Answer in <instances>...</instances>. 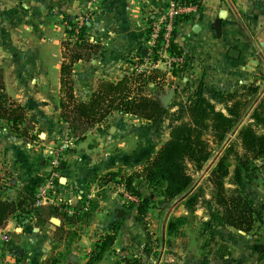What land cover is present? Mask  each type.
<instances>
[{"label": "crops", "instance_id": "obj_1", "mask_svg": "<svg viewBox=\"0 0 264 264\" xmlns=\"http://www.w3.org/2000/svg\"><path fill=\"white\" fill-rule=\"evenodd\" d=\"M50 1H54L57 9H71L70 13L74 15L88 13L90 21H86V24L96 39L93 36L90 38L103 46L95 54L96 58L91 60L90 72L94 75L83 68L84 61L73 64L71 76L74 92L82 99H87L99 81L94 76L102 72L103 66L109 80H117L128 73L130 61L144 53V38L151 19L164 9L167 0H0V25L1 21L2 25L12 26L31 23L32 10L45 7ZM189 1H198L199 9L178 20L176 34L179 47L187 55L190 73L202 79L204 93L213 102L217 101V93L244 90L255 74L257 55L264 51V0ZM221 11H225V16L221 22L220 35L217 36L211 26ZM231 48L238 51V57L229 55ZM60 51H48L42 47L38 54H31L30 63L33 66L28 63L25 67L16 64L10 67L9 59L6 66L0 58L5 92L11 100L25 107L27 121L31 125L30 133L37 135L35 139L17 136L8 123L0 119L1 199L13 200L24 186H36L46 171L49 148L60 145L64 136L69 135L59 110ZM29 54L23 52L22 56ZM19 62L25 64V59H19ZM170 78L166 74L163 76L165 91L168 89L166 81ZM216 106L222 108L220 102ZM147 122L129 113L113 111L104 122L91 127L81 140L75 142L69 135L70 145L61 155L60 165L63 164L64 168H60L61 177L56 191L59 204H68L70 207H58V210L72 214V206L83 200V207L78 211L82 217L72 223H67L60 215L51 217L58 222L55 224L50 218L46 228V222L37 224L31 212L13 214L0 233L5 232L12 241L7 246V252L11 253L13 247H17V252L21 250L18 264H86L94 238L98 237L96 233L103 229L107 231L110 215L116 216L112 223H118L116 237L111 250L96 264H126L116 259L112 250L122 255L130 250L136 258L146 253L142 242L143 232L137 234L135 231L134 238L126 235L128 228L125 216L128 209L124 208L123 200L120 202L115 198L112 190L109 193L102 191L108 185L112 188L114 185L110 181L101 183L100 178L107 172L120 170L125 176L133 175L136 179L135 176L141 173L142 167L158 149H152L149 144L150 137L148 135L147 139L148 132L143 126ZM253 190L256 192L246 187V192L257 203H264L262 185H254ZM90 203L94 208L89 207ZM118 203L123 210L121 217L117 216ZM83 212H87L89 217H83ZM203 213V220L208 221L206 213ZM127 214L131 216L133 211ZM133 224L136 225L135 222ZM162 226V231H166L161 243L164 246L168 232L166 223ZM226 229L216 232H221V236L226 231L231 233V238L220 239L226 251L219 253L210 250V254L204 257L206 253L203 248H198L196 254L195 246L187 237L181 252L185 256L194 255L193 258L199 256L190 264H264V223L248 234L232 227ZM234 231L236 234H233ZM15 234H21V241L16 240ZM52 255H56V258ZM164 256L163 247L160 260L148 262L162 264Z\"/></svg>", "mask_w": 264, "mask_h": 264}, {"label": "trees", "instance_id": "obj_2", "mask_svg": "<svg viewBox=\"0 0 264 264\" xmlns=\"http://www.w3.org/2000/svg\"><path fill=\"white\" fill-rule=\"evenodd\" d=\"M78 30L76 39L71 40L75 30L74 27L69 28L67 52L60 66V116L73 140H81L91 127L104 122L113 111L148 120L158 134L164 126L168 128V137L140 173L149 187H159L160 195L166 200L182 197L185 209L192 211L200 204L205 209L207 227L211 231L232 227L248 234L257 230L264 223V203L260 206L255 204L243 185L246 176L255 169L256 161L264 158V94L254 100L258 86L250 83L242 91L217 93V101L213 102L204 93L202 79L195 83L186 80L184 84L190 87V94L164 106L159 95L165 92L162 82L165 72L153 70L148 74L128 72L117 80L100 79L89 97L82 99L74 93L72 66L76 61L87 60L90 54H97L101 46L89 40L91 35L86 23ZM186 66L187 63L173 70V76L183 80ZM146 89L150 90L148 94L144 93ZM178 92L175 89L174 95ZM252 101L254 105L243 122ZM217 102L222 104V108H217ZM25 113V107L11 100L5 92L0 71V119L5 120L17 136L33 139ZM231 133H234L233 138H229ZM213 156L207 177L208 192L205 194L201 186H194L189 167L201 170ZM108 175L110 178L106 181L119 176L118 172H109ZM124 179L126 186L132 188L134 176ZM36 186H24L13 200L0 198V229L16 213L31 212L37 224L59 215L67 223L82 217L78 211L83 207V200L72 206V214L58 210V207H70L64 203L34 206ZM147 209L148 200L144 197L139 201L137 213L143 215ZM82 215L89 217L87 212ZM117 228L118 223L115 222L112 227L115 233L106 235L97 243L86 264H96L111 250ZM168 228L172 233L177 225L170 222Z\"/></svg>", "mask_w": 264, "mask_h": 264}, {"label": "rangeland", "instance_id": "obj_3", "mask_svg": "<svg viewBox=\"0 0 264 264\" xmlns=\"http://www.w3.org/2000/svg\"><path fill=\"white\" fill-rule=\"evenodd\" d=\"M46 6L42 7L41 9H33L31 12L32 22L27 23L25 25L23 24H16L14 26L4 24L0 25V54H1V60L2 63H4L7 66L8 59L10 60V67L14 64L17 66L25 67L29 64L32 65L31 62V54L35 52V55L38 54V51L44 47L48 51H56L59 49L63 61L64 53L67 52V43H68V30L71 27H74L75 33L79 31V26H82L86 21H90V16H88V13H80L77 15H74L70 13L71 9H57L55 8L54 1H50ZM23 13V11H21ZM84 19V23L82 25H79L80 21ZM37 21H41V23H38ZM76 30H78L76 32ZM74 34V35H76ZM91 36L96 39L94 34L90 33ZM74 40V36L72 37ZM92 39V42H96ZM73 42V41H72ZM103 47V46H101ZM23 52H30L29 56H22ZM91 59L89 60V58ZM89 58L84 61L83 68L86 70V72L92 74L90 70H92V64L91 60L95 59V54L89 55ZM19 59H25V64L23 62H19ZM77 62V61H76ZM75 62V63H76ZM74 63V64H75ZM257 67L254 76H252L251 83H254L258 86L259 91L257 93V97L254 99L255 101L261 97L264 94V51L262 54L257 55ZM33 66V65H32ZM102 67V72L98 75H95L94 78L105 79L107 80V71ZM190 65L187 63L186 66V73H183V77L181 80L180 78L175 77L173 84L174 86L178 85L179 92L174 95L171 99L174 100L176 98L183 97L184 99L190 94V87L185 86V81L189 80L192 82H198L200 80L198 75H194L190 73ZM2 69H0L1 71ZM73 70V66H72ZM128 72H132L130 70V66L127 67ZM2 73V71H1ZM94 75V74H92ZM186 78V80H184ZM74 81V80H73ZM171 84V82L169 83ZM204 84V83H203ZM168 85V89H170ZM167 89V90H168ZM173 89V88H172ZM166 90V91H167ZM165 91V92H166ZM150 91L146 89L144 93L148 94ZM165 92L162 91L161 94H164ZM75 93V92H74ZM76 94V93H75ZM157 94V92H155ZM77 95V94H76ZM206 95V94H205ZM78 96V95H77ZM156 96V95H155ZM160 96V95H159ZM207 96V95H206ZM79 97V96H78ZM81 98V97H79ZM170 101V102H171ZM169 102V103H170ZM168 103V104H169ZM166 104V105H168ZM254 105V101L251 102L250 107L246 110L244 114L243 122L246 120L247 114L250 112ZM60 110V109H59ZM174 110L171 109V111ZM167 122L164 123L166 126ZM144 128L146 129L147 139L148 135L150 137V146L152 149H157L162 144V142L168 137V128L164 127L161 130V133H155L153 126H151V123L148 121L147 123H144ZM149 128V129H148ZM150 132V134H149ZM34 135V138H37V135ZM234 133H231L229 135V138H233ZM214 156L212 159H210L206 164H204L203 168L201 170H194L192 167H189V172L191 173L193 180H194V186H201L204 193L206 194L208 192V186L209 183L207 181L208 172L210 170V167L212 165ZM61 160V157H60ZM256 165V166H255ZM255 169L246 176L244 180V189L246 191V187H249V190L253 192L254 185L261 184L262 190L264 193V158L258 159L255 163ZM47 172V163H46V171L44 173V176ZM60 172V171H59ZM118 172V177L111 179V183L113 186L109 187L107 186V189H104L102 191H106L109 193L111 190L113 194H115V198L121 202L123 200V206L124 208L128 209V212L133 211V215H128L126 213L125 221L127 222L128 230L126 231V235H128L130 238H134L135 231L137 234H140L143 232V247L147 249L146 253L142 255V257L136 258L133 256L134 254H131V251L127 250L128 252L119 253L115 252L116 259L119 258L121 261H125L126 264H149L148 260L153 261H159L161 257V252H163L164 247V254L165 256L162 258L161 262L162 264H190L194 263V260H196L199 256H195L193 258L192 255H183V251L181 252L183 248V244L185 242V239L188 237L191 240L192 246L196 248L195 253L198 254V250L200 248H203L204 253L206 255L204 257H207L210 254V250H215V252L221 253L225 248L224 244L221 242L220 239H224L225 237L227 239L231 238L229 234L224 232L222 236L220 233H216L215 230H210L207 227V220L204 221V213L205 209L200 204L196 206L192 212L189 210L186 211V209L183 207V200L182 197H178L172 200H166L162 198L160 195L161 189L159 187H154V185L149 187V185L146 183L144 177L140 175L136 176V179H134V183L131 184L132 188L126 186V176L125 174H122L121 171ZM109 172L105 173L101 178V183L106 182V180H109L110 176L108 175ZM61 175V174H60ZM124 177V178H123ZM251 181L252 184L250 183ZM109 182V181H107ZM253 187V188H252ZM120 190V191H118ZM256 192V191H254ZM56 191V196H57ZM128 196H131L130 199H128ZM249 196L252 198V196L249 194ZM58 197V196H57ZM147 198L148 200V209L146 213L143 215H140L137 213V207L139 204V201L142 198ZM255 204L258 206L261 205V203H257L255 199ZM92 207L91 203L89 204V207ZM132 209V210H130ZM187 212L185 215L184 212ZM111 213V212H110ZM112 214V213H111ZM114 215V214H113ZM116 219V216L110 215V218L107 219V231L106 229L100 230L101 232L96 233V236L94 238L93 244L91 245V249H95V246L98 242L101 241L103 237L108 234L115 233V231L112 230L113 223ZM109 220V221H108ZM136 223L134 225L133 223ZM170 222H173L177 225L178 230L175 232L170 233L168 231V225ZM27 223V222H26ZM166 223L167 232L168 234L165 235V245L163 246L161 243L164 241V233L166 231H162V224ZM112 225V227L109 229V226ZM46 228L47 222L45 224ZM176 228V229H177ZM226 229V228H225ZM228 230V229H226ZM82 232V231H81ZM80 232V233H81ZM83 234V233H82ZM233 234H236V231H234ZM21 234H15V238L17 241L19 240ZM120 241V240H119ZM12 243L10 237L7 242H2L0 240L1 245V255H0V262L2 260H5V258H8L10 264H18V252L17 247L11 248L12 252H7V246H9ZM175 246V247H174ZM121 251V247H118ZM199 248V249H198ZM211 248V249H208ZM221 250L219 251L218 250ZM179 249V250H178ZM198 249V250H197ZM175 252H178L175 254ZM54 253V251H53ZM172 257H171V256ZM53 258H56L52 255ZM168 256V257H167ZM174 260V261H171ZM177 259V261H175ZM167 260V261H166ZM203 260V258H202ZM159 263V262H158Z\"/></svg>", "mask_w": 264, "mask_h": 264}, {"label": "built area", "instance_id": "obj_4", "mask_svg": "<svg viewBox=\"0 0 264 264\" xmlns=\"http://www.w3.org/2000/svg\"><path fill=\"white\" fill-rule=\"evenodd\" d=\"M199 9V3L189 0H167L162 11H158L151 19L147 34L144 38V53L130 61V70L135 73L144 72L148 74L153 70H162L170 76L169 87L179 90L178 85L174 86L173 70L188 63L185 52L177 42L176 25L178 20ZM84 23L82 19L79 25ZM78 30H76L77 32ZM76 34V33H75ZM76 39V35H74ZM92 42V38H90ZM186 80V78L184 79ZM70 145L69 135H65L62 143L49 148L47 152V172L35 188L34 206L59 205V198L56 196L57 186L60 180V157L66 147ZM128 199L131 196H128ZM69 212V210H67ZM71 213V212H70ZM9 239L5 232L0 233V240L7 242ZM0 264H10L8 258Z\"/></svg>", "mask_w": 264, "mask_h": 264}, {"label": "water", "instance_id": "obj_5", "mask_svg": "<svg viewBox=\"0 0 264 264\" xmlns=\"http://www.w3.org/2000/svg\"><path fill=\"white\" fill-rule=\"evenodd\" d=\"M225 16V11H221L219 12V15L218 17L213 21L212 23V29L215 31L216 35L219 36L220 35V32H221V22H222V19L224 18ZM238 51L231 48L229 50V55L231 57H238ZM173 94H174V89H168L164 94H160L159 96V99L161 100L162 104L165 106L166 104H168L172 97H173ZM60 168H64V165L61 164L60 165ZM116 208L118 209V213H117V216L118 217H121L123 215V210H121V204L118 203L116 204ZM51 222L57 224V219L55 218H51ZM18 255L21 256V250H19L18 252Z\"/></svg>", "mask_w": 264, "mask_h": 264}]
</instances>
